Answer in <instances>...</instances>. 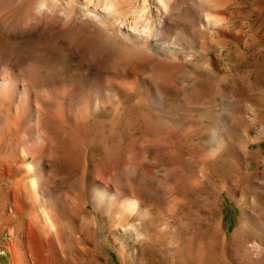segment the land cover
I'll use <instances>...</instances> for the list:
<instances>
[{
	"label": "rangeland",
	"instance_id": "374dc122",
	"mask_svg": "<svg viewBox=\"0 0 264 264\" xmlns=\"http://www.w3.org/2000/svg\"><path fill=\"white\" fill-rule=\"evenodd\" d=\"M57 1L68 10V0ZM146 4L155 15L157 2ZM203 6L220 18L205 31L199 25ZM172 13L161 40L179 38L196 57L153 53L136 64L125 50L136 42L82 13L74 34L45 26L2 50L5 66L29 73L31 79L19 85L33 93L28 99L0 98V264H14L13 242L20 264H264V0H173ZM64 21L62 30L71 24ZM80 33H92L98 43L104 37L103 50L87 58ZM119 77L138 87H122ZM163 78L183 93L209 78L211 97L202 105L218 128L197 109L188 112L198 117L192 126H174L182 114L167 110L159 98L155 80ZM27 104L32 116L26 127ZM161 119L172 124L161 129ZM33 156L38 166L22 169L34 163ZM20 171L27 181L35 174L52 214L64 210L75 225L64 230L55 221L52 232L64 254L56 242V252L49 250L45 234L35 238L30 199L16 193ZM126 198L137 208L127 209ZM39 243L43 257L29 250Z\"/></svg>",
	"mask_w": 264,
	"mask_h": 264
},
{
	"label": "bare ground",
	"instance_id": "6f19581e",
	"mask_svg": "<svg viewBox=\"0 0 264 264\" xmlns=\"http://www.w3.org/2000/svg\"><path fill=\"white\" fill-rule=\"evenodd\" d=\"M155 1L157 2V5H156V10L154 12L155 15L152 14L153 15L152 16L150 13L151 8L147 6L146 0H138V1L137 0H68L66 2L68 10H64V8L62 9V6H60V4L58 5L57 0H0V54L5 47L7 48L8 43L13 42V41H21L22 39L24 40V38L32 37L36 31L39 32L38 31L39 29L41 30L40 31V33H41L42 29L45 26H53L56 28L58 27L57 31L58 32L62 31L63 34L64 33L74 34V33H76L74 25L76 23H78L79 13L80 14L82 13L81 16L86 15L87 17H91L92 19L99 21L100 23L104 24V26L110 25L113 28H115L118 31V33L122 37H124L125 39H128L130 42H132V41L136 42V45L134 47L131 46V47L125 49V50L128 49V52L126 51V53L127 54L129 53V55L133 59H135L136 64L142 63V62L144 63L145 61H148V59L150 60V58L153 57V55H152L153 53H157V54L161 55L162 57L168 58V59L169 58H171V59L172 58H178L180 54L183 56V60H186L187 57L190 59L193 57H196V53H188L187 52V50H186L187 47L185 48L186 44L184 45L183 44L184 42L182 43L179 38H177V39L172 38L171 40L166 41V42H168L167 44L163 43V40H161L162 39V37H161L162 31L165 27L171 26L169 21L173 20V18H174L173 13H172L173 0H155ZM196 1L202 2L204 0H196ZM202 4L204 5L205 3H202ZM62 5H63V3H62ZM208 5H210V4H208ZM203 9H204L205 20H203L199 23L201 31H205V29H208L207 27H209V26L217 25L219 23V19H220L219 17L216 16V14L210 13L209 10H206L204 8V6H203ZM61 14H64V17L61 16ZM61 17L63 19H61ZM80 19H82V18H80ZM62 21H64L65 23H68V22L71 23L70 26L66 30H62V27H61V24H63ZM64 26H67V24H64ZM108 27L107 28L105 27V29L107 30ZM87 28H89V27H87ZM93 28L94 27H92L91 30H93ZM48 29H50V28H48ZM53 30H55V29H53ZM86 30L89 31L90 29H86ZM109 31H111V30L109 29ZM109 31H108L107 35L111 34V32L109 33ZM55 33H57V32H55ZM100 33H102V32H100ZM37 34H39V33H37ZM81 34L82 33H80V35ZM90 34L91 35H89V34L84 35L83 34L79 37V44H80V42L82 43L81 47H82L84 54H86L87 58L95 56L93 53L98 52L99 49L101 47H103L102 46L103 44H101V45H99V44L104 42L103 39H105L104 37H103V39L101 37L102 42L98 43L97 42L98 39H96L94 36H92V33H90ZM93 35H95V33H93ZM59 36H62V35H59ZM63 36L65 37V35H63ZM69 36H71V35H69ZM69 36H68V39H71V38H69ZM97 37H98V35H97ZM66 38H67V35H66ZM111 39H113V37ZM105 41H106V39H105ZM190 41H192V40L190 39ZM110 46H111V44H110ZM108 47H109V45H108ZM114 48H115V46H114ZM111 49H113V47ZM78 51H80V50H78ZM117 51H119V50H117ZM122 51L120 50V52L118 54L122 53ZM102 52L104 53V51H102ZM2 53H4V52H2ZM79 55H81V54H79ZM105 55H106V53H105ZM109 55H110V53H109ZM111 56H112V54H111ZM118 56L120 57V55H118ZM118 56H117V60L120 59V58L118 59ZM2 57H4V55ZM113 57H114V59H116L115 58L116 56L113 55ZM95 59H97V58H95ZM127 59L129 60V56L126 58V60ZM109 61H111V60H109ZM14 63L20 65L19 62L18 63L14 62ZM124 64H126V63H124ZM115 66L116 65H113V67H115ZM128 66L129 65L126 64V68L124 67L123 70L128 69L127 68ZM130 68H131V70L134 69L133 66H130ZM169 69H172V68L170 67ZM169 69H167L166 72H168ZM114 71H115V74L117 72H119V70H117V69L116 70L114 69L113 72ZM164 72H165V70H164ZM169 72H170V70H169ZM171 72H173V70ZM19 73L20 74H17V72H14L12 70V68L5 66L0 59V98H6V99L9 98V99H18V100H21L24 98L28 99L29 94L33 93L32 90L28 89L27 87L19 85V81H22L25 79L27 80L31 77V76H28L29 73L28 74H26V72H24V73L19 72ZM113 74H112V76H114V78H115V75H113ZM110 76L108 75L106 79H108V77H109V79L111 80ZM121 79H122V77L120 78V80ZM115 81L116 80H114V83H115ZM155 81H157V83L155 84L156 85L155 88H156V90L159 91V92H157L160 95L159 98H161V100L164 99V103H166L165 107L167 108V110H170L171 112H176L178 114H182V115H179L178 117H176L174 119L175 120V122L173 123L174 126H176V127H190V126H192L193 125L192 122L195 121V120H193V118H195V117L188 116V112H191L192 110L194 111L197 109L200 116L206 117L209 120V123L211 124L212 128H214V127L216 129L218 128L217 125L219 122L213 118L214 114L211 111H207L203 107L205 100L207 98L209 99V97H211L210 86H209L210 79L209 78H208V80L202 79L199 83L197 81V84H193L192 86H190L186 93H183L181 91L182 88L178 85H175L176 83L171 79L163 78L162 81H160V80H155ZM127 82H128L127 79H122L120 81V83L123 86L122 85L121 86L126 88V89H127V87H131V89H134L138 85L137 81L132 82L133 85L128 84ZM25 83H27V82H25ZM33 83H34V81H33ZM48 90L49 89H47V92H48ZM49 92H48V95H49ZM152 93L149 94V96H148L149 98L150 97L152 98ZM40 94H41V92H40ZM180 94H183V95H180ZM34 95H35V93H34ZM47 97H49V96H47ZM162 102L163 101H161L160 103H162ZM85 104H87V103H85ZM89 104H91V102ZM57 106H59V105H57ZM26 108H27L26 112L24 111L25 116H26V119H25L26 123L25 122L24 123L26 124V127H27L28 126V120L31 119L30 116H32V115L29 114L30 116L28 118V104L26 105ZM196 118H198V117H196ZM164 120L161 119V121H164ZM157 121H158V123H156V126L161 128V129L162 128L164 129L166 126L168 127L169 125L172 124V123L167 124L168 122H166V121H164L165 123L160 122L159 120H157ZM156 137H157V134H156ZM158 137L160 138V136H158ZM27 158L28 157H26V159ZM33 159H35L34 156H33ZM39 160L40 159L36 158L34 160V163L24 165L22 167V169H27L29 171V170H32L33 167L36 168L38 166L37 164H39ZM190 165H189V167H190ZM182 167H184V166H182ZM21 171H20V174H18V176L15 175L16 177L14 180V182H15L14 184H15L16 189H17L16 190L17 195H19L20 197L23 194H25L24 196H28V198L30 199V205L32 206V210L35 211L34 214H32L33 219L31 222L32 227H34L33 231L36 233L35 238L37 237V239H39L41 237L42 233H43V235L45 234V242H46V244H50L49 250L50 251L55 250L54 252H56V246L54 245V243L56 242L57 247H59L60 252H62L61 254H64L63 251H64L65 247L63 246V244H59L58 241H61V240H57L56 235H54L52 230L54 229L53 227H55V223H56L55 221H58V220H59L60 224H64L65 227H63V229L69 228V227L72 228V225L67 222V216H65V211L60 210L57 213L52 214L51 208L46 203L47 200L44 199L43 197L41 198V196L38 193L39 189H38V184H37L38 181H37L36 175L35 174H32L30 176L27 175L28 177H30L29 181H27L26 180V178H27L26 174H24V173L22 174L23 171L22 172ZM171 174H173V170H172V173H170V175ZM174 174H176V173H174ZM120 175L123 176V173H120ZM180 175H181V173H180ZM180 175H178V176H180ZM173 177L171 176V178H173ZM118 179L121 181L120 178H118ZM181 193H182V191H181ZM176 195H178L177 192H176ZM7 201H9V200H7ZM123 203L127 209L137 208L136 201H133V200L128 201V199L126 198V199H124ZM48 207H49V209H48ZM81 209L83 212L87 211V203H83L81 206ZM242 214L244 216V211L242 212ZM74 215H77V213ZM56 217L59 219L56 220ZM60 227H61V225H60ZM74 227H75V225H74ZM238 228L234 232L233 237L231 239V241L233 240L232 241L233 243H234L235 239L238 236H240L239 234L241 231L239 232L240 229L238 230ZM61 229H60V231H62ZM249 231H250V229H249ZM244 235H246V234H244ZM237 239L239 240V238H237ZM191 240H193V239H191ZM185 242L187 243V241H185ZM42 243H43V241H42ZM16 245L17 244L14 242L10 245L11 249L13 250V257H12L13 261L12 262L14 264H18V262H19V264H20V261L17 257V249H16L17 246ZM184 245H186V244H184ZM29 247H30V249H29L30 251L33 250L35 253H37V255L43 257V251L44 250H43V246H41V244L38 246L36 244L29 245ZM192 248L193 247L191 246V241H190V244L188 242V247H186L189 254H190ZM193 251H194V249H193ZM195 252H196V250H195ZM195 252H194V254H195ZM54 257H56V256H54ZM180 257H181V254H180ZM182 257H183V252H182ZM185 257H187V256H185ZM192 257H193V255H192ZM195 257H196V255H195ZM45 258H46V256H45ZM181 260L183 261L184 259H181Z\"/></svg>",
	"mask_w": 264,
	"mask_h": 264
}]
</instances>
